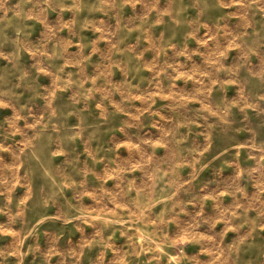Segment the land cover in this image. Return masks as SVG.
I'll list each match as a JSON object with an SVG mask.
<instances>
[{
	"label": "rangeland",
	"instance_id": "374dc122",
	"mask_svg": "<svg viewBox=\"0 0 264 264\" xmlns=\"http://www.w3.org/2000/svg\"><path fill=\"white\" fill-rule=\"evenodd\" d=\"M0 264H264V0H0Z\"/></svg>",
	"mask_w": 264,
	"mask_h": 264
}]
</instances>
